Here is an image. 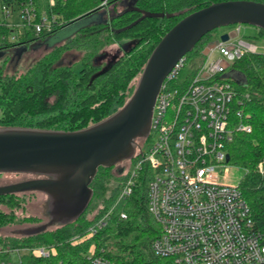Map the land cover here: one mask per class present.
<instances>
[{"label":"trees","instance_id":"trees-1","mask_svg":"<svg viewBox=\"0 0 264 264\" xmlns=\"http://www.w3.org/2000/svg\"><path fill=\"white\" fill-rule=\"evenodd\" d=\"M218 1L224 0H136L134 5L139 10L123 12L119 0H0L4 15L3 7L12 14L20 13L24 6L30 5L36 12L34 23H45L46 18L52 25L51 29L44 26L37 32L33 24L13 27L6 18L1 19L0 51L5 55L0 58V110L3 111L0 127L76 130L105 120L123 108L133 96L137 86H132V81L142 74L162 37L186 15ZM113 4L110 15L107 9ZM104 11L108 16L101 20L106 21L93 20L49 41L72 22L98 18ZM142 11L165 15L143 17ZM259 29L264 36V29ZM218 30L205 35L185 55L174 86L185 88L196 75L207 57L205 48L214 40ZM204 40L207 44L200 49ZM110 45H116V53L120 50L121 55L114 56L107 66L102 67L98 62L104 53H110L106 50ZM21 46H27L28 51L46 46V51L23 69L20 66L22 57L16 55ZM77 62L81 63L78 71L75 69ZM234 67L245 78V83L238 89L250 93L244 110L250 114L252 130L239 131L235 135L228 147L231 155L228 164L245 170L239 187L250 204L256 228L264 231V172L258 167L264 160V52H248L234 62ZM115 103L121 107L109 114ZM110 168L98 169L90 184L93 198L78 219L36 235L0 238V246L55 245L56 253L51 257L37 258L25 252L21 264H92L88 259L92 243H96L97 248L106 245V254L119 264L157 261L151 244L162 229L148 210L147 182L143 178L133 194L115 210L99 235L73 242L72 238L85 233L94 220L88 218L87 213L96 194L105 197L108 188L101 174ZM17 194L0 195V199H9L11 206L19 205L22 202L17 199ZM110 199L105 198L106 206L103 205L96 216L107 210ZM121 210L128 212L126 219L120 218ZM17 220L15 214L0 210V226L14 224ZM9 254L0 253V264H5L4 258Z\"/></svg>","mask_w":264,"mask_h":264},{"label":"built area","instance_id":"built-area-1","mask_svg":"<svg viewBox=\"0 0 264 264\" xmlns=\"http://www.w3.org/2000/svg\"><path fill=\"white\" fill-rule=\"evenodd\" d=\"M20 14L21 24H33L37 32L44 26L51 29L46 18L45 23H34L36 12L30 5L24 6ZM240 27L236 25L226 32L238 36ZM237 36L227 41L217 37L218 42L205 49V61L185 88L173 84L184 58L178 62L154 106L145 141L151 139L152 145L137 151L116 202L85 233L74 236V243L99 235L143 178L147 182L148 210L162 229L151 244L157 261L147 264H264V231L256 228L239 184L221 182L217 172V167L227 164L228 147L235 135L252 130L250 114L244 110L250 93L238 89L241 83L236 75L241 72L234 62L248 52H257V47L235 40ZM215 51L221 55L210 59ZM119 216L126 219L128 212L121 210ZM106 251V245L97 248L92 243L88 259L92 264H119ZM1 252H19L21 258L22 252L49 258L56 247L0 246Z\"/></svg>","mask_w":264,"mask_h":264},{"label":"water","instance_id":"water-1","mask_svg":"<svg viewBox=\"0 0 264 264\" xmlns=\"http://www.w3.org/2000/svg\"><path fill=\"white\" fill-rule=\"evenodd\" d=\"M131 10L139 9L133 6L126 11ZM142 12L143 17L165 15L164 13ZM106 14L107 11H104L98 18L89 17L86 24L96 19L106 21L101 20ZM167 15L171 16V14ZM77 21L79 20L72 24ZM241 24L264 29V2L257 0L218 1L183 17L154 48L130 100L123 108L99 123L76 130L0 127V173L35 176L32 179L1 185L0 195L40 191L48 196L46 213L48 220L42 224L17 229L15 232L22 236L36 235L78 219L93 198L94 191L90 184L98 169L100 167L110 168L124 160L133 159L136 154L137 140L148 138L158 94L178 62L208 33L222 27ZM236 36V33L224 32L220 35V40L227 41ZM218 40L211 43H217ZM28 49L27 46H21L17 49L16 55L21 58ZM4 55L5 52L0 51V58ZM71 156L87 161V165L77 176L85 187L83 200L72 210L69 208L59 216H54L51 195L43 188L44 184L52 181V176L44 169V166L48 160L53 158ZM230 158L231 155L227 154V163ZM78 206H80L79 209H77ZM76 209L79 212L73 211Z\"/></svg>","mask_w":264,"mask_h":264},{"label":"rangeland","instance_id":"rangeland-1","mask_svg":"<svg viewBox=\"0 0 264 264\" xmlns=\"http://www.w3.org/2000/svg\"><path fill=\"white\" fill-rule=\"evenodd\" d=\"M113 7V6H112ZM111 7V8H112ZM0 16L1 18H6L9 24L13 27H16L22 23V18L19 12H14L12 14L5 15L2 12L0 5ZM88 19H81L76 23L71 25H67L63 27L58 34L56 33L52 36L49 41H53L55 39H59L62 35L67 34L78 28L79 26L86 24ZM236 25H231L227 27H222L218 30L217 34L213 37L216 39L220 36L222 32L231 31L235 28ZM240 33L235 38V40H244L245 42L251 43L257 47V51L264 52V36L260 34V29L253 25L241 24L240 25ZM207 44V41L204 40L201 47H204ZM211 44V42L207 45V47ZM206 47V48H207ZM46 46H42L40 48H36L35 50L27 51L22 55V61L20 63L21 68H25L29 63H31L34 59L41 57L45 53ZM117 46L110 45L106 48L110 53H104L102 55L103 58H100L101 61L98 62L100 65L107 66L111 58L117 57L121 55V52L116 53ZM205 48V49H206ZM106 54H109L108 57ZM221 54L218 51L213 52L210 55V59L218 58ZM81 68V63L77 62L75 64V69L78 71ZM141 75H138L133 81L132 86H137L138 80ZM237 80L241 83H245V78L241 73H238ZM121 106L115 103L111 108L109 114H112L120 108ZM3 111L0 110V115H2ZM152 145L151 139H149L146 143L142 145V147L147 150ZM135 159L133 160H124L120 162L115 167L110 168L108 171H103L101 177L104 176L103 181H105V186L108 188L106 191L105 197H101L96 194L94 201L90 207V212L87 213L88 218L96 220L99 216H96L104 203L105 198L110 199V204L108 203L107 209L113 206L116 202V199L120 192V187L124 182V177L126 171L129 170L135 163ZM87 161L81 159L77 156L71 157H59L53 158L47 161V164L44 166V169L48 171V173L52 176V181L43 185L45 191H47L52 198V214L54 216H59L64 210L73 209L81 200H83V192L85 187L78 179V174L84 169L87 165ZM261 172H264V160L261 161L258 165ZM217 172L219 174L218 180L223 183L236 185L239 184L245 170L242 167H238L231 164H226L223 167H217ZM35 176L30 174H16V173H0V185L11 184L23 179H32ZM17 199H20L22 203L19 205L11 206L9 199L1 198L0 199V210L5 212L6 214H15L17 217V222L14 224H9L6 226H0V238H15L21 236L15 231L18 228H24L27 226L42 224L48 220L47 216V203L48 196L40 191H26L17 194ZM81 206V205H80ZM77 209H79V207ZM73 210L74 212H79ZM102 215V214H101ZM93 220V221H94ZM92 221V222H93ZM54 228V227H52ZM52 246V245H50ZM5 248H10L5 247ZM90 250V248H89ZM25 253L22 252V255ZM21 255L19 252L10 253L8 256L4 258L5 264H21Z\"/></svg>","mask_w":264,"mask_h":264},{"label":"flooded vegetation","instance_id":"flooded-vegetation-1","mask_svg":"<svg viewBox=\"0 0 264 264\" xmlns=\"http://www.w3.org/2000/svg\"><path fill=\"white\" fill-rule=\"evenodd\" d=\"M135 1L136 0H119V5L121 6V8H122V11L124 12V11H126V10H128V9H130L131 7H135ZM112 6H114V4L113 5H110V6H108V13L111 15V13H112V11H111V7ZM108 16V14H106V17ZM125 49H126V46H125ZM119 52H121L120 50L118 51V53ZM145 141H146V138H139L138 140H137V145H136V152L142 147V145L145 143ZM127 160H131V159H127ZM119 164V163H118ZM118 164H116V165H118ZM115 165V166H116ZM115 166H113V167H115ZM112 168V167H111ZM24 180H28V179H23V180H21V181H24ZM18 182H20V181H18ZM6 185V184H5ZM1 186V185H0ZM25 193V192H24ZM38 225V224H37ZM28 227V226H27ZM25 228V227H24ZM18 229H20V228H18Z\"/></svg>","mask_w":264,"mask_h":264}]
</instances>
